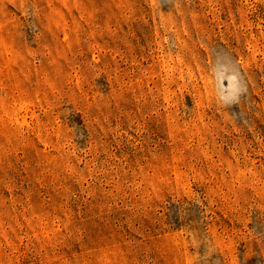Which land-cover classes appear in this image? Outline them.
<instances>
[{
    "label": "rangeland",
    "instance_id": "1",
    "mask_svg": "<svg viewBox=\"0 0 264 264\" xmlns=\"http://www.w3.org/2000/svg\"><path fill=\"white\" fill-rule=\"evenodd\" d=\"M0 264H264V0H0Z\"/></svg>",
    "mask_w": 264,
    "mask_h": 264
}]
</instances>
